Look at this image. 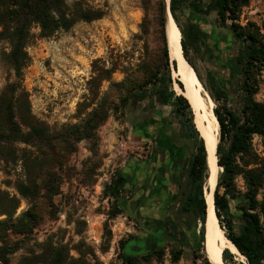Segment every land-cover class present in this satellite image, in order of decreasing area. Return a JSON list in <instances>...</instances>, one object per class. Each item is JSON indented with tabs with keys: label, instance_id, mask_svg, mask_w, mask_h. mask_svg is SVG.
<instances>
[{
	"label": "rangeland",
	"instance_id": "obj_1",
	"mask_svg": "<svg viewBox=\"0 0 264 264\" xmlns=\"http://www.w3.org/2000/svg\"><path fill=\"white\" fill-rule=\"evenodd\" d=\"M89 2L105 8L106 15L92 22L80 21L69 31H61L52 37H39L28 47L31 61L24 70L23 84L30 94L33 115L51 130L86 119L93 109L90 104L93 97H97V92L96 102L105 96L109 101L119 103L124 88L113 83L125 79L122 67L113 73L112 80H104L98 87L94 81L100 69L110 68V62L115 59L129 66L126 67L128 75L138 81H143L147 70L159 69L170 73L171 87L178 94H183L178 81L184 85L182 79L185 74L178 72V66L174 67L171 62L169 68L144 67L142 63L161 49L154 24L156 0ZM178 15L179 24L187 30L185 39L188 57L194 66L191 65L196 85L209 96L214 109L218 107L223 111L224 107L233 106L240 111L242 93L231 72L233 58L240 50L239 41L235 40L229 28L219 26L215 11L200 14L187 9ZM190 20L199 30H189ZM263 20L264 0H251L249 6L243 8L241 24L251 21L261 25ZM8 46L7 43L0 44V93L6 83L14 79L13 72L1 58L2 51ZM170 57L171 61L176 60L171 52ZM187 76L190 79L188 73ZM214 78L229 93L228 100L214 99L211 90ZM259 81L260 89L255 97L264 101V71ZM152 87V83L147 86V98H129L119 110H111L108 118L95 131V138L78 141L63 163L56 166L59 193L53 198L46 193V197L41 198L44 204L42 219L33 228L24 248L13 255V264H18L25 249H38L37 245L49 238L73 247L71 255L74 257L80 256L74 247L84 243L94 250L96 257L90 255L89 258L98 264H124L120 256L122 240H128V252L140 255L137 264H206L204 257H200L204 254L201 250L200 220L197 213L188 210L186 203L190 190L188 161L194 151L193 142L182 133L173 105L151 104ZM193 113L196 124L194 109ZM165 118L175 144L174 151L161 150L160 128L157 125L153 127L158 119ZM132 124L145 126L146 130L155 131L156 136L137 140L130 134ZM197 129L206 143L205 135L198 126ZM122 141H127V146L132 149L139 145L150 146L149 151L146 150L147 155L144 152L130 155L121 149ZM254 144L261 147L259 136L254 137ZM150 159L154 165L145 177L144 185L151 186V189L137 196L134 189L137 162ZM7 171L10 173L0 168V186L16 193L5 182L25 178V170L19 162ZM30 171L34 174L33 164H30ZM122 174L129 175V178L127 176L128 179L117 182ZM218 174L219 170L217 179ZM36 181L40 183L41 177H37ZM209 185L207 183L206 197L208 191L214 193L215 190ZM142 204L145 207L140 209ZM243 204L242 197L232 201L237 233L243 224ZM28 207L29 202L22 198L16 216ZM0 219H6V216L0 215ZM223 230L226 235V228L223 227ZM153 243L163 247V259L153 257L149 262L143 260L142 254L150 251ZM180 249L183 251L180 260L173 262L172 251ZM195 253L198 258H195ZM233 254L232 264H247L241 253ZM209 260L215 264L210 256Z\"/></svg>",
	"mask_w": 264,
	"mask_h": 264
},
{
	"label": "trees",
	"instance_id": "obj_2",
	"mask_svg": "<svg viewBox=\"0 0 264 264\" xmlns=\"http://www.w3.org/2000/svg\"><path fill=\"white\" fill-rule=\"evenodd\" d=\"M250 2L170 0V10L183 34V52L191 65L185 39L187 30L178 22V14L187 9L200 14L215 11L219 26L229 28L235 40L240 43L231 72L242 93L241 110L237 111L233 106H226L223 111L218 107L214 109L220 123L216 150L219 174L214 190V205L220 225L226 228V236L245 256L247 264H264V101L255 97L260 89L259 76L264 71V20L261 25L251 21L246 25L241 24L243 8L249 6ZM106 13L105 8L92 5L89 0H0V44L9 45L8 49L2 51L1 58L14 74V79L9 80L0 93V168L10 173L8 168L21 162L26 176L5 182L16 193L0 186V215L6 216V219H0V264H13V255L30 240L33 228L43 216L44 204L41 198H45L46 193L51 198L59 193L56 166L63 163L78 141L95 138V131L108 118L111 110H119L129 98H147V86L151 83V104L173 105L182 133L193 142L194 151L188 161L190 190L186 203L188 210L197 213L200 220L201 250L204 253L200 257H204L206 264H213L206 249L209 213L206 197L209 176L208 140L205 136V143L197 129L190 100L171 87L170 73L159 69L147 70L143 81H138L128 75L126 67L129 66L115 59L110 62V68L100 69L94 81L98 87L104 80H112L113 73L122 67L126 73L125 79L113 83L121 84L124 88L118 104L105 96L96 102L99 96L97 92V97H93L90 104L93 109L86 119L78 124H63L60 129L53 130L32 113L30 94L23 84L24 70L31 61L28 47L39 37H52L61 31H69L80 21L92 22L103 18ZM154 24L161 49L151 59L142 61L144 67L169 68L171 62L177 67V61H171L170 57L164 0H156ZM188 26L190 31L199 30L191 20ZM34 29L39 31L35 32ZM156 62L159 65H152ZM178 84L184 91L183 83L178 81ZM211 90L215 100L229 99V93L215 78ZM255 136L261 138V147L254 144ZM30 164L34 166V174L30 171ZM37 177H41L40 183L36 181ZM43 190L46 191L42 195ZM240 197L244 202L241 206L243 224L237 233L232 201ZM22 198L29 202V207L16 216ZM127 243L128 240L120 243L122 261L124 264H137L140 255L128 252ZM37 246L38 249H25L18 264H98L89 258L90 255L96 257L94 250L84 243L74 247L80 253L79 257L71 255L73 247L52 238ZM182 253V249L172 251V261L178 262ZM194 256L199 257L197 253ZM153 257L162 260L163 247L153 243V248L142 254L143 260L148 262ZM222 258L226 264H232L234 254L230 249H225Z\"/></svg>",
	"mask_w": 264,
	"mask_h": 264
},
{
	"label": "bare ground",
	"instance_id": "obj_3",
	"mask_svg": "<svg viewBox=\"0 0 264 264\" xmlns=\"http://www.w3.org/2000/svg\"><path fill=\"white\" fill-rule=\"evenodd\" d=\"M164 3L170 52L177 60L178 72H184L185 74L182 79L185 85L183 94L190 100L194 112L197 114L196 124L208 140L209 176L207 178V183H210L212 189H215L218 173L216 150L219 142L220 123L213 108L214 103H212L209 96L202 93L198 85H196L192 70L193 67L182 52V32L171 13L170 0H164ZM200 115H202V117ZM207 202L209 205V213L207 216L206 249L215 264H226L222 258L225 249H230L233 253H240V251L225 235L220 225L214 205V193L211 191L207 193Z\"/></svg>",
	"mask_w": 264,
	"mask_h": 264
},
{
	"label": "crops",
	"instance_id": "obj_4",
	"mask_svg": "<svg viewBox=\"0 0 264 264\" xmlns=\"http://www.w3.org/2000/svg\"><path fill=\"white\" fill-rule=\"evenodd\" d=\"M168 105H164V107H166ZM159 107V106H158ZM157 107V108H158ZM167 121L168 119H158L157 123L154 124L153 127H155L156 125L160 128L159 129V133L161 135L162 138V142L163 144L161 145V150L162 149H172V151H174V146L175 144L173 143V138H172V134L169 130V127L167 125ZM155 131H150V129L146 130V127L144 126H136V124H132L131 126V131L130 134L137 140H146L147 138H150L152 136H156L154 135ZM153 134V135H151ZM160 152V151H159ZM153 160L150 159L149 161H138L137 162V167H136V172L134 174V176L136 177V181L135 182V192L137 193V196H139V194L144 193V191L147 189H151V186L148 187L145 186V177H147L150 174V171L152 170V167L154 165V163H152ZM132 171H130L131 174ZM129 178V175H127ZM126 175L122 174L118 177V181L117 182H122L125 179H128ZM148 187V188H147ZM145 206L144 204H142V206L140 207V209H143Z\"/></svg>",
	"mask_w": 264,
	"mask_h": 264
},
{
	"label": "built area",
	"instance_id": "obj_5",
	"mask_svg": "<svg viewBox=\"0 0 264 264\" xmlns=\"http://www.w3.org/2000/svg\"><path fill=\"white\" fill-rule=\"evenodd\" d=\"M120 147H121L122 150H125L126 153H130V155L137 156V155H140V153H142V152H144V154L147 155V151L146 150L149 151V147L150 146H148L146 148V146L139 145L135 149H132L131 147L127 146V141H122L120 143Z\"/></svg>",
	"mask_w": 264,
	"mask_h": 264
}]
</instances>
